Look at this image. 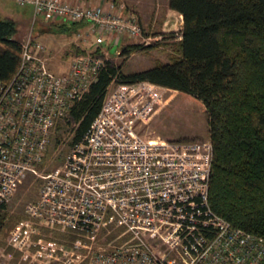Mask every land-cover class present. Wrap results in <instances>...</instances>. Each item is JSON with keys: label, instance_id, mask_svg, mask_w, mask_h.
<instances>
[{"label": "built area", "instance_id": "built-area-1", "mask_svg": "<svg viewBox=\"0 0 264 264\" xmlns=\"http://www.w3.org/2000/svg\"><path fill=\"white\" fill-rule=\"evenodd\" d=\"M12 1L30 7L31 25L19 40L17 68L0 80V206L27 176H40L52 129L104 53L118 54V41L141 35L138 18L118 0ZM41 22L76 23L95 45L107 37L110 49L73 55L66 69L54 72L32 33ZM145 83L167 88L148 81L107 85L80 140L59 168L40 176L36 201L25 205L0 245V264H71L74 255L85 264H264V240L209 206L210 139L145 130L150 101L133 98ZM110 232L109 244L98 245Z\"/></svg>", "mask_w": 264, "mask_h": 264}, {"label": "trees", "instance_id": "trees-1", "mask_svg": "<svg viewBox=\"0 0 264 264\" xmlns=\"http://www.w3.org/2000/svg\"><path fill=\"white\" fill-rule=\"evenodd\" d=\"M167 6L181 18L179 55L128 72L104 58L54 128H68L70 146L79 141L112 81H148L193 99L204 108L212 145L211 210L234 228L264 240V0H167ZM54 25L57 30L70 27ZM45 29L32 25L33 34ZM15 31L13 19H0L1 81L8 80L19 63L21 46ZM144 47L148 45L120 43L118 54ZM106 48L110 49L108 43ZM5 215L3 204L0 229ZM15 222L8 223L4 238Z\"/></svg>", "mask_w": 264, "mask_h": 264}, {"label": "rangeland", "instance_id": "rangeland-1", "mask_svg": "<svg viewBox=\"0 0 264 264\" xmlns=\"http://www.w3.org/2000/svg\"><path fill=\"white\" fill-rule=\"evenodd\" d=\"M71 1L87 3L96 0ZM118 1L123 2L126 9L132 11L138 18L141 35L136 40L124 38L118 41L117 44L135 42L148 45V47L133 51L126 56L115 54V52L104 53L106 58L119 63L122 72H128L143 69L156 62H165L171 56L179 55L177 41L181 28V18L176 11L168 8L167 0ZM3 18L14 20L16 26L14 37L21 40L30 29L31 9L29 6H19L12 0H0V19ZM54 24L39 23V26L46 29L38 31L36 34L37 40L44 46L42 54L49 60L47 63L48 68L54 72L58 73L66 69L67 62L73 55L87 51L97 52L98 49H104L108 43V38L105 37L103 44L95 45L92 35L86 33L84 27L76 23H65L70 26L67 30H57ZM171 34H174V36H171ZM146 38L147 43L142 41ZM113 86L112 84L110 88ZM141 97H143V100L150 101V106L146 111L150 118L146 120L145 130L165 138L183 140L208 138L204 108L193 99L181 95L176 90L156 87L146 83L138 84L137 92L133 96L135 99ZM60 121L62 122V118ZM67 129L62 127L52 129L45 156L40 164L38 172L40 176L59 168L62 164L65 154L70 149L68 143L70 132ZM57 134L59 136L55 140L54 136ZM40 176H27L14 194L5 202L6 219L0 229V245L3 244L8 223L19 220L23 216L25 205L36 201L37 192L42 183ZM114 235L115 232H110L107 236L102 235L97 244L108 245ZM118 238L119 241H122L120 237ZM63 242L65 245L69 243L68 240ZM70 260L71 264L86 263V258L83 256L74 255Z\"/></svg>", "mask_w": 264, "mask_h": 264}, {"label": "crops", "instance_id": "crops-1", "mask_svg": "<svg viewBox=\"0 0 264 264\" xmlns=\"http://www.w3.org/2000/svg\"><path fill=\"white\" fill-rule=\"evenodd\" d=\"M171 10H173V9H171ZM175 11V10H174ZM178 13V12H177ZM179 14V13H178Z\"/></svg>", "mask_w": 264, "mask_h": 264}]
</instances>
